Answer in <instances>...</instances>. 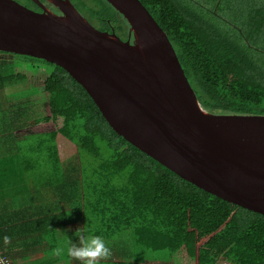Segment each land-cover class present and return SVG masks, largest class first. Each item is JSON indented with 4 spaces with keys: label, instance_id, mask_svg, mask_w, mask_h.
<instances>
[{
    "label": "trees",
    "instance_id": "16d2710c",
    "mask_svg": "<svg viewBox=\"0 0 264 264\" xmlns=\"http://www.w3.org/2000/svg\"><path fill=\"white\" fill-rule=\"evenodd\" d=\"M70 1L95 27L125 38L128 24L107 1ZM140 1L206 109L264 114V61L254 43L262 27H219L217 9L209 17L184 0ZM25 83L29 94L20 99L10 86ZM4 91L18 101L14 113L0 101V168L12 164L14 172L0 195L20 194L30 205L23 223L14 220L20 208L11 209L15 216L0 208V264H79L54 250L59 230L64 244L78 243L82 227L106 240L129 233L132 247L118 246V258L102 264H146V253H165L171 264H264V215L195 186L128 143L60 66L0 51V99ZM28 171L33 188L43 183L44 190H22Z\"/></svg>",
    "mask_w": 264,
    "mask_h": 264
},
{
    "label": "water",
    "instance_id": "95a60500",
    "mask_svg": "<svg viewBox=\"0 0 264 264\" xmlns=\"http://www.w3.org/2000/svg\"><path fill=\"white\" fill-rule=\"evenodd\" d=\"M47 1L60 12L0 0V51L60 66L128 143L195 186L264 215V114L206 109L140 0H105L126 20V40L95 27L70 0Z\"/></svg>",
    "mask_w": 264,
    "mask_h": 264
},
{
    "label": "crops",
    "instance_id": "0c3cea01",
    "mask_svg": "<svg viewBox=\"0 0 264 264\" xmlns=\"http://www.w3.org/2000/svg\"><path fill=\"white\" fill-rule=\"evenodd\" d=\"M215 2V7L218 10V13L221 16H225L230 20V24L233 27H264V0H225L223 2L222 0H213ZM219 27H229L225 25H220ZM264 34V29L262 32ZM4 97L0 99L1 102L6 99L8 101L9 109L12 113L16 109V103L18 100H15V97L11 96L9 94V91H4ZM13 93V90H12ZM1 120V119H0ZM6 122H0V126H4ZM6 134H3V132L0 130V139L4 138ZM23 138V137H22ZM2 145V142L0 141V146ZM7 150V149H6ZM9 150H7L8 152ZM6 152V153H7ZM15 152V151H11ZM3 153V148H0V155ZM14 164V163H13ZM12 164L6 165L5 167L2 166L0 168V193L2 190H6V188L9 186V183H12L13 181V175L14 172H11ZM33 174H31L29 171L25 174V178L22 181H18L21 183V188L24 191H42L45 189L46 184H38L37 186H34L36 188H33V183L30 181L32 180L31 177ZM44 182V180H42ZM38 183V182H36ZM28 205L30 203L28 201H25V196H21L20 194H15L8 196V194L0 195V208H4L5 213H11V209L15 211L16 209H21V211L17 212L16 219L14 217V220L22 221L23 219L28 218V211L25 209H28ZM5 214V215H7ZM13 216H15V212L11 213ZM52 264H59L57 262Z\"/></svg>",
    "mask_w": 264,
    "mask_h": 264
},
{
    "label": "rangeland",
    "instance_id": "374dc122",
    "mask_svg": "<svg viewBox=\"0 0 264 264\" xmlns=\"http://www.w3.org/2000/svg\"><path fill=\"white\" fill-rule=\"evenodd\" d=\"M186 3L190 4L192 6V8L205 13V14H209L207 16L209 17H213L215 14L211 13L210 10H214L216 12V7H215V2L213 0H184ZM223 2H225V0H222ZM217 18L219 19L218 24L220 25H225V26H229V27H233L230 24V20L225 17V16H217ZM128 30H124L123 32H128L129 31V26H127ZM241 27V26H238ZM245 27H242V29H244ZM264 27H262L261 30H263ZM256 46L261 47L258 48L256 47V52L258 53V57L260 58V60L264 61V34L261 33L258 35V39L254 42ZM5 56V55H4ZM15 60H18L15 58ZM13 58V61H15ZM15 68L17 70H19L21 68L20 63H15ZM29 72V70H27ZM43 72L42 69L40 70H36V73H41ZM39 75H36V77ZM27 83V82H26ZM26 83L23 84L22 87H17V86H10L13 88V91L15 92V94H17L20 99H24L28 94H29V90L26 86ZM58 238H60L61 243L64 244L66 242L65 237L62 235L61 231H58ZM105 241L108 243L109 247L112 250V255H111V259H117L118 258V251L117 249L119 247H125V248H131V239H130V235L129 233H123L121 236H118V238L116 240H106ZM119 246V247H118ZM137 250H142L140 247L137 248ZM146 264H171V261L167 258H165V253H159L156 256H151L149 253H146ZM220 264H229L227 262H220Z\"/></svg>",
    "mask_w": 264,
    "mask_h": 264
},
{
    "label": "clouds",
    "instance_id": "9594fccd",
    "mask_svg": "<svg viewBox=\"0 0 264 264\" xmlns=\"http://www.w3.org/2000/svg\"><path fill=\"white\" fill-rule=\"evenodd\" d=\"M78 243L71 239L55 248L56 257H68L79 264H102L111 258L112 250L101 235L93 234L87 228H78Z\"/></svg>",
    "mask_w": 264,
    "mask_h": 264
},
{
    "label": "flooded vegetation",
    "instance_id": "af4514ba",
    "mask_svg": "<svg viewBox=\"0 0 264 264\" xmlns=\"http://www.w3.org/2000/svg\"><path fill=\"white\" fill-rule=\"evenodd\" d=\"M18 1V0H17ZM34 5L29 8L35 10V11H42V6H45L46 8L59 13V9L54 6L52 3L48 2L47 0H30ZM23 4V3H22ZM28 7V6H27ZM112 30L115 32V30L112 28ZM128 30V29H127ZM121 39L126 40L129 36L128 32L125 33V38L122 37V35L119 32H115ZM130 40H132V35L130 36Z\"/></svg>",
    "mask_w": 264,
    "mask_h": 264
}]
</instances>
